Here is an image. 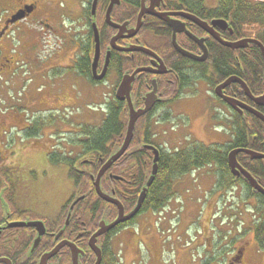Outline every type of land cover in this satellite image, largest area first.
Here are the masks:
<instances>
[{"label": "rangeland", "instance_id": "374dc122", "mask_svg": "<svg viewBox=\"0 0 264 264\" xmlns=\"http://www.w3.org/2000/svg\"><path fill=\"white\" fill-rule=\"evenodd\" d=\"M84 1L87 4V0ZM55 10L59 16L55 18V22L59 23L62 32L73 42L59 50L63 53L60 57L55 55L58 59L55 63L51 56L57 52L53 44L56 38L52 37V45L45 41L43 51L36 55L38 57H24L14 75L4 77L1 84L3 92L0 97L4 101L0 102V106H15L16 114L12 119L0 121V133L13 124L19 127L5 132L7 146L1 143L4 135H0V149L3 148L6 155L9 150L7 147L11 146L10 140L18 137H21L19 141H22L23 149L16 159V162L20 161L16 173L10 175L8 172L10 177L7 174L0 175V191L3 189L0 199L1 193L7 189L3 180L6 178L14 187H9L12 197H8L6 193L5 199L17 213L15 218L19 220L30 217L57 221L62 207L76 192V185L68 175L66 164L54 169L56 173L53 175L45 173L43 168L46 161L52 165L45 148L55 145L58 152L63 154L61 156L58 153L59 156L75 159L80 149L79 144H82L79 139L87 140L78 134L81 133V127H102L110 112L109 102L113 103L114 81L118 79L117 69L121 67L118 64L112 66L106 78L100 82H92L77 72L72 63L76 58L79 59L81 36L80 33L75 36L73 32L77 31V23L84 21V13L88 16L87 8L73 17L67 14L66 2L63 1ZM73 54L74 58H69ZM193 76V86L183 89L181 101L172 105L171 119L161 123L163 119L161 124H156L157 117L153 118L152 130L156 141L160 145H168L171 150L200 142L219 147L218 150L222 151L225 144H231L232 136L236 135L234 126L238 122V116L214 99L212 81L204 72L193 69ZM59 80L63 82L59 87H54ZM158 113L157 116L160 115ZM165 117L170 118V115ZM184 117L189 118L187 126H184ZM171 124H176L181 131L175 132V128H170ZM83 156L84 153L77 159H82ZM6 160L7 157L3 158L0 154V167ZM213 167L216 169V166ZM255 196L257 194H251L242 186L226 188L223 185L221 188L218 172L210 166L202 167L197 172L176 180L173 197L160 212H165L164 218L154 221L151 210L147 217L139 218L141 233L137 232V228L135 235L128 233L126 239L133 236L126 241V247L117 244L120 236H111V252L107 254L109 262L211 264L220 261L232 264L224 259L230 257L229 252L235 246L242 245L244 249L239 264H264V242L259 243L253 235L254 226L256 228L254 221L264 222V207L260 197L258 202ZM1 202L0 200V206ZM145 213L143 211L138 214L134 221ZM171 214L180 216L178 226V217H171ZM193 214L199 220L188 224L187 221ZM204 214L214 217L211 221H205L202 219ZM123 231L124 229L119 235ZM210 239L213 241L212 246Z\"/></svg>", "mask_w": 264, "mask_h": 264}, {"label": "flooded vegetation", "instance_id": "af4514ba", "mask_svg": "<svg viewBox=\"0 0 264 264\" xmlns=\"http://www.w3.org/2000/svg\"><path fill=\"white\" fill-rule=\"evenodd\" d=\"M93 1L94 0H87V4L85 5L88 9L86 23L89 28L87 31L89 40L90 29L92 28L93 23L91 14ZM111 3L112 0H99L97 6L95 22L98 26L101 40L106 41L104 43L98 72L101 73L104 69L109 49H111V54L106 75L109 73L112 66H117V64L118 66L121 65L123 61L119 60V57L125 58L132 67L135 65L133 71L138 67H152L153 70L163 71V73H156L155 71L139 72L133 82L131 98L136 109L145 108V98L151 91H153L155 82L157 83L156 97L158 100L154 107L142 115L138 120L137 128H141V125L145 126L144 132L147 133H140L139 129L136 128L134 136L136 139L138 136L143 138L149 132H153V118L155 116L157 117L156 123L161 122L163 119L164 122L167 120L165 119V116L170 114L169 109L172 103L181 101V97L184 96L182 90L188 86H193L194 80L192 79L195 78L193 76V69H199L201 72L210 69V71L213 72V66H215L214 60H216L217 64L222 63L223 61L222 65L228 69V72H224L225 74L231 73L229 76H239V71L243 70L244 66L247 65L246 60L252 59V56L250 55L252 53H249V51L253 50L254 47H258L255 43L248 42V46L234 49L230 45L220 42L219 38L215 37L213 33L206 31L201 25L193 20L194 18L207 22L209 25H213V21L215 20L224 21L215 25L213 31L214 34L228 43L252 41L253 39L264 41V31H262L264 29L257 24L258 22H255L254 24L249 23V18L251 16L250 13H248L249 18H245L243 14V4L247 3L250 7L258 6L264 8V0H120V2L116 3L111 10V16L109 17L110 22L107 14ZM40 5V0H0V93L2 92L3 85L1 86V84L4 77H11L14 75L17 71V62L20 59H25L24 57H38L36 55L43 51V41H47L51 37H56V40L60 41L58 48H56L57 52L55 51L57 57L62 54L59 50L62 47L63 41H69L60 29L59 23L55 22V18L59 17L55 7L47 9L41 8ZM77 14L76 11L74 16ZM161 16H165L164 19ZM165 18L169 19V21ZM112 22L125 26L121 29L122 26L115 27L111 24ZM118 34L120 35L116 39V43L119 47H146L157 54L160 60L166 65V68L163 69V67H160V65L163 66V64H161L159 59L148 53H144L143 51H122L121 49L112 48L111 41ZM191 34H194L199 38H204L209 51L208 59L206 61L199 62L192 60L181 54L176 48L174 41H177V44L184 50L201 55L203 50L201 46L195 42L196 40ZM217 51L221 52L217 54L219 56H216ZM77 72L79 71L77 70ZM117 76L118 79L116 78V82L114 81L115 85L113 84L114 89L120 84L123 74L120 76L119 72H117ZM225 93L229 97H234L264 112V106L257 105L247 94L244 93L242 87L238 83L227 87ZM254 95L260 96L261 93ZM224 103L227 109H230L234 114L236 113L238 115L239 118H237V121L240 122L241 125L244 121L252 120V114L248 110L244 109V111H239L238 113L226 102ZM126 104L128 107V101ZM15 110V106H8L6 108L7 112L3 113L0 111V121L2 120L5 122L6 120L12 119L16 114ZM158 112H160L159 116H157L159 114ZM182 120L185 122L184 126L189 125L187 124V121H189L188 117H184ZM175 129V132L181 131L179 127ZM2 131L0 133L1 136ZM236 137L240 140L237 141V146L233 148H245L264 153V140L259 136H252V139H250L251 143H248L249 138H246L243 135V132L238 129ZM1 143L3 144L4 140ZM79 147L80 149L75 155V159L83 153L86 154L84 145L80 144ZM45 149H47L49 161L53 165H50L46 161L44 167L45 173L52 175V173L55 172L54 169H59L66 164L65 166L69 174L71 170L69 166V158H64L65 160H63L61 157L63 154L61 155L58 152L55 145L48 146V148ZM58 153L61 156H59ZM0 154L3 158H6L7 156V152L6 155L3 153V148L2 150L0 149ZM89 154L83 156L82 159L75 161V167L80 168L82 162H90ZM238 160L264 186V183L260 181V163L258 162L260 159L252 160L249 154L241 152L238 154ZM250 165L254 167L257 175L250 169ZM5 168L6 165L3 163L1 169L4 171ZM117 178L118 181L123 183L126 181L122 176H118ZM235 178L245 179L243 174H240L238 177L235 176ZM239 185L246 187L244 183H240ZM251 191L260 193L257 190ZM106 192L114 194L122 201L117 195L115 189ZM81 196L84 197L80 202L75 204L71 211L72 216L70 222L66 225L67 216L72 204ZM255 197L258 198L259 196ZM85 199V193L74 192L71 198L62 207L60 216L56 222H49L43 219L46 222L47 232L43 236L39 247L31 256H29V250L38 233L36 227H11L4 230L0 238V260L3 259L7 261H0V264H41L43 254L53 250L64 240L74 243L84 252L79 258V264H95L97 256L90 248L89 241L93 233L97 231L101 219H99L97 223L87 217L89 208H87L86 203H83ZM257 201L259 202V198ZM116 209L118 214V208L116 207ZM130 210L131 209L126 210L125 207L126 213ZM111 211L113 212L112 209ZM112 212H108V215L110 213V216H106L105 220H107V222L115 220L116 217H111L113 214ZM18 220L19 219L15 218L12 210V216L9 219V222ZM5 224L6 223L3 219L0 222V226ZM62 229H64V232L59 238H57V234ZM120 231L122 230L117 231L114 236H120L119 240L121 238L126 240L125 238L127 236L124 234V231L119 235ZM107 234L99 238L98 244L104 252V257L109 260L107 254H110L109 251L111 250V246L109 245L105 247L107 242L104 239L107 238L108 244L112 245V237H110L109 242V236H106ZM243 249L244 246L242 245L238 247L234 255L229 259L230 263H240ZM69 257L72 264L71 247L65 245L56 255L49 259L48 264H67ZM104 257L101 264H103V262L105 263Z\"/></svg>", "mask_w": 264, "mask_h": 264}, {"label": "trees", "instance_id": "16d2710c", "mask_svg": "<svg viewBox=\"0 0 264 264\" xmlns=\"http://www.w3.org/2000/svg\"><path fill=\"white\" fill-rule=\"evenodd\" d=\"M243 5V14L245 18H249L248 13L251 14L249 23L254 24L255 22H258L257 24L261 26L262 29H264V8L258 6L250 7L247 3ZM105 42L106 41H102L103 48ZM262 42L264 43V41ZM93 46V31L90 29V40L86 45H84V43L82 44L84 55H81L79 59L77 58L75 66L82 75L89 78L92 82H98L92 76L93 55L90 56V53L94 50ZM219 53L221 52L217 51L216 56H219L217 55ZM249 53H252L254 55L250 54L252 56V59L246 60L247 65L244 66L243 70L239 71V76L247 82L254 94L263 93L264 81L262 51L259 47H254L253 50L249 51ZM119 60L123 61L121 63V67L117 69L120 76H122V74L128 70L133 71L135 65L132 67V65L122 57H119ZM222 63L217 64L216 60H214L215 66H213V72H211L210 69H208V71L204 70L205 75H208V78L212 81L211 85H213V87L220 81H223L229 75H231V73H224L228 72V69L224 65H222ZM112 101L113 103L109 102L111 110L107 114L102 127L91 128L85 125L81 128V136H84V138L86 137L87 140H79L82 141V144L84 145V149L86 152L84 156L90 153V162H82L80 164V168H77L75 167L74 162L78 159L69 160V166L71 168L69 176L76 183V192L85 193L86 199L83 201V203H86L87 208H89L87 217L97 223L99 219L104 217V215L110 216V213L112 212L111 209L113 210V214L111 215V217L114 218L117 215L116 206L107 203L98 196L91 179V175L97 174L103 162L107 160L112 155V153H114L121 147L125 139L128 123L127 104L126 102H121L115 98V91ZM251 117L252 120L244 121L242 125L240 124V122L236 123V125L234 126L236 135L232 136L233 139L231 144L227 142V144H229H225V149H222V151L218 150L219 147L217 148L210 145H205L200 142H192L182 149L177 148L171 150L166 147L163 148V145L157 143L152 131L145 135L143 138H141V136H138L137 139L134 137L128 151L112 166V168L102 178V188L105 191L115 189L117 195L122 199L126 210L132 209L138 200L143 186L146 184V180L152 172L154 154L151 149L145 146L149 144L156 146L160 151L159 168L154 183L148 189L147 197L143 203L140 213L143 211H146L148 213L149 210L159 213L167 206L168 201L173 197L174 185L176 180L180 179L181 177H185V175H191L205 166H210L215 172H218L221 188L223 187V185L227 188L239 182L244 183L251 194H257L260 197L261 205L264 207V195L251 191L252 187L246 179H236L235 176L231 173L228 164L227 153L230 149L236 147L237 141L240 140L236 137L238 134V129L243 132V135L246 138H249L248 143H251L250 139H252V136L254 135H257L262 140H264V123H262L254 115H252ZM137 129H139L140 133H143L145 126L141 125V128L138 127ZM145 133L147 132H144V134ZM3 135L4 130L2 131V136ZM63 160L65 159L63 158ZM258 162L260 163V181L264 183V160L260 159ZM213 166H216V169ZM250 169L254 171V174L257 175V172L252 165H250ZM3 174H7V169L3 171ZM112 174L124 177V179L126 180L124 181L125 183L118 181L117 179H113V177L111 176ZM7 175L8 177H10L9 174ZM3 180L6 184L5 187L7 188L5 190V194L7 193V196L11 198L12 194L9 193L11 190L9 187L14 186L11 183H8V181H6V178H3ZM107 209L108 212H110L109 215L108 212H106ZM13 214L15 216V214L17 213H15V211L13 210ZM4 217V207L1 203L0 222L4 219ZM171 217H178V226L180 223L179 221L181 220L180 216L171 214ZM156 218H158V215L156 216ZM134 219L135 218L126 223L118 225L115 230L113 229V231L107 234L106 236H109V242L110 237L113 234H115L121 228L134 222ZM255 223L256 228L254 226L253 235L259 243L264 242V222L260 223V221L258 220L255 221ZM104 240L107 242V244H105V247L109 245L111 246V244H108L107 238H105ZM211 241L212 239H210V243ZM110 252L111 250L109 251V253ZM104 259L105 263L103 262V264H114V260L113 262H109L106 257H104ZM67 264H71L70 257L67 260Z\"/></svg>", "mask_w": 264, "mask_h": 264}, {"label": "water", "instance_id": "95a60500", "mask_svg": "<svg viewBox=\"0 0 264 264\" xmlns=\"http://www.w3.org/2000/svg\"><path fill=\"white\" fill-rule=\"evenodd\" d=\"M98 2H99V0H94L93 4H92V18H93L92 28H93V34H94V60H93V64H92V75H93V78L95 80H102L106 76V73L108 70V64H109L111 49H109V51L107 52V58H106V63H105L104 69L101 73H99L98 68H99L101 53H102V42H101L100 32H99L98 26L95 22ZM119 2H120V0H112V3L110 5V8H109L108 14H107L109 21H110L109 17L111 16V10H112L113 6ZM161 17L164 19L165 16H161ZM165 19L169 21V19H167V18H165ZM193 20L196 21L199 25H201V27H203L206 31L213 33V35L215 37L220 39V42H222L226 45H230L234 49L246 47V46H248V42L255 43L256 45H258L260 47V49L262 51V55H263V61H264V44L260 40L253 39L252 41H239V42H235V43H228V42L223 41L216 34H214V31H213V28L215 25H218L220 22H224V21L215 20V21H213V25H209L207 22L201 21V20L196 19V18H194ZM111 24L115 27H121L122 26L121 29L125 26V25H119L118 23H113V22ZM119 35L120 34H118L111 41V47L112 48L121 49L122 51L140 50V51L148 53L151 56L156 57L157 59L160 60V58L157 56L156 53L152 52L150 49L143 47V46H137V47L136 46H130L129 48L128 47H125V48L119 47L116 43L117 42L116 39L119 37ZM191 36L196 40L195 42L201 46V48L203 50L201 55H197V54H194L192 52H188V51L184 50L183 48H181L177 44V41H174L176 48L178 49V51L180 53H182L183 55H185L189 58H192L196 61H206L208 59L209 51H208V47L206 46V43L204 41V38H199L198 36H196L194 34H191ZM160 61H161V64H163V66L160 65V67L161 68L163 67V69H165L166 65L164 64V62L162 60H160ZM142 71H155L156 73H163V71H161V70H158V71L153 70L152 67H138L137 69L134 70V72H132V73L126 72L123 75L122 80L118 86L116 96L119 100H122V101L127 100L128 101L129 121H128V125H127L126 136H125V139H124L121 147L119 149H117L114 153H112V155L106 160V162L103 163V165L100 167L97 175H92L93 184L95 186L96 192L99 195V197L101 199H103L104 201L117 206V208H118V214H117V217L115 218V220L112 222H107L106 220L102 219L99 222V227H98L97 231L94 232L90 238V241H89L90 248L95 252V254L97 256V260H96L95 264H101V262L103 260V251H102V248L98 245L99 238L101 236L105 235L106 233H108L109 231H111L112 229H114L115 227H117L119 224L130 221L140 212V210L143 206V203L147 197L148 189L154 183L156 175L158 173L160 151L153 145H147L146 147L151 149L154 153L152 172H151V175L146 180V184L143 186V188L141 190V193L138 197L136 205L128 213H126L123 203L113 194H109V193L104 192L102 189V186H101L103 176L113 166V164H115L127 152L129 147L131 146V143H132V141L134 139V135H135L136 124H137V121L139 120V118L142 115H144L145 113H147L148 111H150L153 108V106L156 104V102L158 101L157 97H156L157 96V93H156L157 92V83L155 82V87H154L153 91H151L147 95V97L145 98V102H146L145 108H141V109L135 108V106L132 102V98H131V90H132L133 82L136 79V75ZM232 83H239L242 86V88L245 90L246 94L257 105L264 106V93L260 96H255L252 93V91L250 90V88L248 87L247 83L242 78H240L238 76H230L225 81H223L222 83L217 85L215 88V93L219 97L224 99L234 109H236L240 112H242V111H244V109H246L249 112H251L253 115H255L256 117H258L260 120H262V122L264 123V113L261 110L254 108V107H252V106H250V105H248V104H246V103H244V102H242V101H240L234 97H229L228 95L224 94V89L226 87H228L229 85H231ZM240 152H245V153L249 154L250 158H252V159H264V153L256 151V150H251V149L234 148L228 154V163H229V166H230L232 173L237 177L240 174H243L244 177L246 178V180L250 183V185L253 187L254 190H257L260 193L264 194V186L262 184H260L258 179L239 162L238 154ZM83 197L84 196L78 197L74 201V203L71 206V210L74 208L76 203H78L81 199H83ZM9 216H10V212L8 210V207H7V218H6L7 224L5 226H0V238H1L2 232L7 228H11V227H36L37 228L38 233H37L36 238L34 239L32 247L30 249L29 255L31 256L36 251V249L39 247L43 236L47 232L45 222L42 220H30V219L22 220V221L9 222L8 221ZM71 216H72V212L70 211V213L68 214L67 220H66V225L69 224ZM63 232H64V229H62L57 234V238H59ZM65 245H68L69 247H71L72 264H79V258L81 255L84 254V252L79 247H77L74 243L67 241V240L62 241L53 250L43 254V256L41 258V264H48L49 259L52 256L56 255L58 253V251L62 247H64ZM0 261H7V260L1 259Z\"/></svg>", "mask_w": 264, "mask_h": 264}, {"label": "crops", "instance_id": "0c3cea01", "mask_svg": "<svg viewBox=\"0 0 264 264\" xmlns=\"http://www.w3.org/2000/svg\"><path fill=\"white\" fill-rule=\"evenodd\" d=\"M63 1H65L66 2V7H67V14L68 15H71V16H73V17H75L74 16V14H76V11H77V9H79V11H77V13H80V12H83L84 10H85V8H86V2L84 1V0H40V3H41V5H40V7L41 8H47V9H50V8H52V7H57V5H60V3L62 2L63 3ZM77 26H78V28H77V31L75 32H73L74 33V35L75 36H77L79 33H80V36H81V38H79L80 39V48H82V44L84 43V45H86L87 43H88V35H87V30H88V28H87V23H86V15H85V13H84V21L83 22H81V23H77ZM70 35V34H69ZM54 38H56V37H54ZM53 38L51 37V38H49L48 40H47V43H50V45H52V43H53ZM56 40V39H55ZM38 42H40V41H38ZM44 43H45V41H43ZM73 41H63V43H62V49H65L66 47H68L69 46V44L70 43H72ZM75 42H77V41H75ZM55 46L54 47H57L58 48V46H59V44H60V41H57L56 40V42L55 43H53ZM60 48V49H61ZM82 51H83V49H82ZM63 53V52H62ZM55 55L56 54H53L51 57H52V60H53V62H57L58 61V59L55 57ZM81 55H84V52H83V54H81ZM81 55H80V57H81ZM60 57V56H59ZM66 58H67V56H66ZM69 58H74V54H73V56H71V55H69ZM65 59V58H64ZM63 59V60H64ZM76 60H77V58L75 59V61L72 63V65H73V67L76 65ZM40 61V60H39ZM20 64H21V62H22V59H20L19 61H18ZM75 68H76V66H75ZM77 69V68H76ZM84 76V75H83ZM63 82V80H59V81H57L56 83H55V86L54 87H59V85L61 84ZM2 109H5L4 108V106H3V108H2V106H0V110H2ZM14 126H18V125H15V124H13V125H10V127H14ZM10 129H12V128H10ZM9 129V130H10ZM19 138V139H18ZM17 139H15V140H13L12 139V144H11V146L9 147V150L7 151V160L4 162V164L6 165V167H7V173L9 172V174L10 175H14L15 173H16V171H17V169H18V165H20L19 163H20V161L18 162H16V159H17V157H18V155L20 154V151L23 149L22 148V144H21V142L22 141H19L20 140V138L21 137H18ZM28 143V142H27ZM27 146V145H26ZM25 146V147H26ZM23 147H24V145H23ZM27 149V148H26ZM22 153V152H21ZM1 168V167H0ZM31 168L33 169L34 167H32L31 166ZM44 169V168H43ZM1 170V169H0ZM53 174H55V172H53L52 173V175ZM69 175V174H68ZM207 212V211H206ZM148 214H149V212L148 213H145L144 215H142L141 217H139L140 219H143L144 217H147L148 216ZM151 214L153 215V218H154V221L157 219L156 218V215L154 214V212L153 211H151ZM208 216V217H207ZM140 219H138V220H140ZM202 219H204L205 221L206 220H208L209 219V221H210V219H212V215H206V214H204L203 215V218ZM137 220V222L135 223V226L134 227H132V229H131V227H129L128 228V232L129 233H133V235H135V228H137L138 229V231L137 232H139V234L141 233L140 232V227H139V221ZM196 220H199V219H197V215H195V214H193V217L191 218V219H189L187 222H188V224H190L191 222H194V221H196ZM201 220V219H200ZM142 222H143V220H142ZM139 227V228H138ZM126 239V238H125ZM129 238H127L126 240H124L123 241V243L125 244L126 243V241L128 240Z\"/></svg>", "mask_w": 264, "mask_h": 264}]
</instances>
